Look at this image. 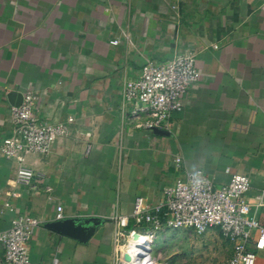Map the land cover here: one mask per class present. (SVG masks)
<instances>
[{
    "label": "crops",
    "instance_id": "obj_1",
    "mask_svg": "<svg viewBox=\"0 0 264 264\" xmlns=\"http://www.w3.org/2000/svg\"><path fill=\"white\" fill-rule=\"evenodd\" d=\"M185 53L200 81L169 135L137 128L125 81ZM9 92H32L38 119L70 129L47 156L26 158L49 194L8 197L16 164L0 154V232L16 215L40 221L31 264H116L127 234L145 227L117 218L130 217L137 197L158 204L185 171L202 170L215 187L228 183L226 169L248 176L246 198L264 220V0H0V145L12 134ZM57 206L64 218L110 221L80 244L46 228Z\"/></svg>",
    "mask_w": 264,
    "mask_h": 264
},
{
    "label": "built area",
    "instance_id": "obj_2",
    "mask_svg": "<svg viewBox=\"0 0 264 264\" xmlns=\"http://www.w3.org/2000/svg\"><path fill=\"white\" fill-rule=\"evenodd\" d=\"M199 81L200 72L192 53L178 55L164 64L147 62L137 78L125 81L123 101L132 106L137 128L148 132L156 128L168 131L172 115L183 110V100L190 86ZM37 100L32 92H26L20 105L10 109L12 134L0 145L1 156L16 164L9 183L12 191L6 193L8 197L18 196L14 190L18 188L31 193L52 192L43 185L45 174L28 167L26 158L47 156L57 139L70 134L69 124H51L33 114ZM175 166L181 167L179 160H175ZM225 173L229 175L228 183L215 187L202 170L185 171L164 191L158 204H147L143 198H135L130 217H118L117 224L126 228L131 220L136 227L145 226L133 230L127 238L137 233L148 243L163 236L165 230L203 234L210 228H218L231 246V255L224 264H256L258 254L264 251V220L253 213V204L246 198L250 178L232 173L230 169ZM259 206L257 202L255 207ZM2 209L15 212L8 200ZM62 219L63 208L57 206L54 220ZM39 224L34 217L16 215L10 227L0 232L4 264H31L28 246ZM150 250L149 247L148 252ZM120 260L116 257V264H120ZM52 264L57 261L53 260ZM148 264H156L150 256Z\"/></svg>",
    "mask_w": 264,
    "mask_h": 264
},
{
    "label": "rangeland",
    "instance_id": "obj_3",
    "mask_svg": "<svg viewBox=\"0 0 264 264\" xmlns=\"http://www.w3.org/2000/svg\"><path fill=\"white\" fill-rule=\"evenodd\" d=\"M127 239L124 238L116 255L119 259ZM149 247L151 250L147 253L156 264H224L231 255V246L218 228H210L203 234L165 230Z\"/></svg>",
    "mask_w": 264,
    "mask_h": 264
},
{
    "label": "water",
    "instance_id": "obj_4",
    "mask_svg": "<svg viewBox=\"0 0 264 264\" xmlns=\"http://www.w3.org/2000/svg\"><path fill=\"white\" fill-rule=\"evenodd\" d=\"M7 100L11 106H19L22 101V95L9 92L7 94ZM152 132L159 136L169 135L165 131L159 129H153ZM108 219H102L99 217H70L62 220H53L46 224V228L67 238L75 240L80 244H86L95 234L99 226L105 222H109ZM126 258H128L126 256Z\"/></svg>",
    "mask_w": 264,
    "mask_h": 264
},
{
    "label": "bare ground",
    "instance_id": "obj_5",
    "mask_svg": "<svg viewBox=\"0 0 264 264\" xmlns=\"http://www.w3.org/2000/svg\"><path fill=\"white\" fill-rule=\"evenodd\" d=\"M129 238L130 242L124 249V257L120 260V264H148L149 243L141 234L134 233Z\"/></svg>",
    "mask_w": 264,
    "mask_h": 264
}]
</instances>
